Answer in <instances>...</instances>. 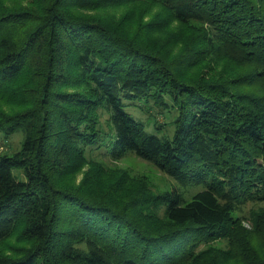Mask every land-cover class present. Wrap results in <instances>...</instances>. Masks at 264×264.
<instances>
[{"label": "trees", "instance_id": "obj_1", "mask_svg": "<svg viewBox=\"0 0 264 264\" xmlns=\"http://www.w3.org/2000/svg\"><path fill=\"white\" fill-rule=\"evenodd\" d=\"M131 1L0 0V132L25 134L19 151L0 155V264H264V215L251 229L232 215L242 200L264 201V0H152L185 25L208 27L174 59L76 14ZM210 54L247 63L246 77L182 74ZM23 79L22 102L11 86ZM258 79L261 94L244 89ZM142 100L178 111L172 136L135 118L130 107L143 110ZM16 103L25 107L7 113ZM100 111L112 125L107 154L130 152L203 189L189 202L174 189L121 207L62 185L73 151L83 156L106 135ZM159 205L161 231L143 222L161 223L151 212ZM220 239L227 251H197Z\"/></svg>", "mask_w": 264, "mask_h": 264}, {"label": "rangeland", "instance_id": "obj_2", "mask_svg": "<svg viewBox=\"0 0 264 264\" xmlns=\"http://www.w3.org/2000/svg\"><path fill=\"white\" fill-rule=\"evenodd\" d=\"M168 11L163 4L152 0H132L130 3L119 6L80 8L76 14L79 19L91 18L96 21L107 22L113 27H117L125 35L127 34L126 36L129 39L136 38L139 45L142 43L141 48L146 46V49L149 48L148 51L153 55L158 54L174 59L188 45V40L194 37V31H203L208 27L195 22L185 25L176 20ZM196 55L198 57L200 53H196ZM200 57H204V54L201 53ZM247 68L248 64L243 61L210 54L203 64L183 71L182 74H185V77L194 74L197 77L203 75L212 79L214 75L224 78L227 73L231 78H236L239 75L246 77ZM27 81L23 79L22 82L11 86L14 94L22 102L24 99L27 100L24 87ZM262 86V82L258 79L256 82H252L251 86H244V89L247 91L256 89L257 94H261ZM166 102L170 103L168 99ZM136 103H141L139 105L143 110L134 106H131L130 109H132L135 118L140 117L149 125V131L155 132L157 135H173L175 118L178 116L177 110L171 107L167 109L163 106L158 107L151 100L147 102V108L144 105L146 104L145 100ZM24 107L25 104L22 106L16 103L6 106L5 110L11 114L17 113ZM99 121L98 129H100L101 134L103 130L106 135L103 136L104 138H100L101 140L97 145L85 147L83 156L81 151H73L67 172L59 179L62 185H71L74 189H80L83 194H91L97 197L104 196L109 202L117 201L121 207L124 204L129 205L133 200L139 203L146 196L158 198L174 189L183 195L186 202H189L198 191L203 189V185L199 183L188 182L183 184L179 182L160 171L153 164L130 152L119 159L113 158L105 152V147H103L107 141L111 140L109 135L111 134L112 125L109 114L100 111ZM24 135L20 130L10 133L0 132V155L12 156L19 151L23 145ZM100 145L101 147L98 148ZM14 175L19 180H25L20 172L14 171ZM151 212L155 214L154 216L157 219L161 220V223L143 221L144 225L161 231L166 224L164 207L159 205L155 211L152 208ZM134 213L139 214L136 210ZM141 215L146 216L144 212H141ZM232 215L234 218L239 219L245 228L251 229L254 219L264 215V201L242 200L235 205ZM18 237V234L14 235L11 240L12 244H18ZM229 244V240L220 239L202 243L197 251L202 253L209 250L212 251L210 254L214 256L216 251H227ZM72 247L81 254H89L91 250L86 242H75Z\"/></svg>", "mask_w": 264, "mask_h": 264}]
</instances>
